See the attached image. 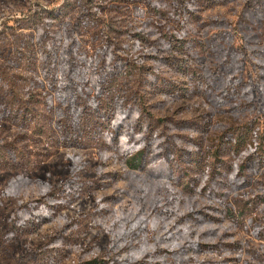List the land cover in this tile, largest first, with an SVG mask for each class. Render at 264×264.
<instances>
[{"label": "rangeland", "instance_id": "obj_1", "mask_svg": "<svg viewBox=\"0 0 264 264\" xmlns=\"http://www.w3.org/2000/svg\"><path fill=\"white\" fill-rule=\"evenodd\" d=\"M0 76L42 112L0 118V264H264V170L236 173L253 132L264 150V16L243 0H0ZM117 107L139 137L117 141Z\"/></svg>", "mask_w": 264, "mask_h": 264}, {"label": "trees", "instance_id": "obj_2", "mask_svg": "<svg viewBox=\"0 0 264 264\" xmlns=\"http://www.w3.org/2000/svg\"><path fill=\"white\" fill-rule=\"evenodd\" d=\"M208 1L210 2L211 0ZM243 2L248 4L249 10L253 12V14L258 13L260 16H264V0H243ZM43 58L44 56H42V53H40L39 51L34 52L31 55V60L33 64H36L37 67L38 64L40 65V67H38V73L36 74H38L39 77L43 78V80L46 82L47 88L57 95L59 101L63 103H72L73 99L71 97V93L68 92V87L66 86V84L62 83L60 75H57V66L55 65V62L50 58ZM155 65L154 67L152 66L151 68H148L150 70L154 69V74L150 73L151 78H157L160 75L161 70L159 68H155ZM30 70L32 71L34 69ZM36 80H38L37 76H35L32 81ZM37 82L41 83L39 80ZM0 85H7L10 87V91L7 92L8 96H10V102H7V104L4 105V108L0 107V118L10 121L12 123H16L22 128H36L39 122V117H41L42 115V112L39 109H36L38 104L30 103L31 105H28V103H25L26 101L21 100V97L17 94L16 89L10 84L9 78L6 79L0 76ZM141 113L147 116L148 118L151 116L147 111H144L143 109H141ZM141 129L143 128L138 126V123L134 120V114L132 110L117 107V109L113 111V120L111 121V132L114 134V136H116V139L118 138V142L124 140L125 138H130L131 140L134 136L139 137L136 136V132ZM243 139L247 141L246 136L243 137ZM243 139L241 138V141ZM258 139L259 138L256 132H253V134L249 136V140L246 146L247 153H245L243 162L240 165L236 166L239 170L236 173H258L261 170H264V150L259 148L260 145L257 142ZM228 141L233 142L234 145L237 144L236 138H233V135L231 137H228ZM241 141L233 147L234 156L239 151L238 147L240 146ZM136 146L139 149L134 148L132 149V152L129 153L131 154L129 155V157H131V161L137 160V156H141V154L143 153L145 155L147 152L144 151V145ZM135 152L136 154L132 156V154ZM138 162L140 163L141 161L139 160ZM138 162L136 164H138ZM170 164H172L170 161L169 163H160L157 169L160 170L167 177H170L172 174L171 171H169L171 168ZM231 218L233 220L238 221L239 217L238 215H234ZM256 235H258L260 239H264V228H261V231H259ZM207 247L212 248L211 245Z\"/></svg>", "mask_w": 264, "mask_h": 264}]
</instances>
